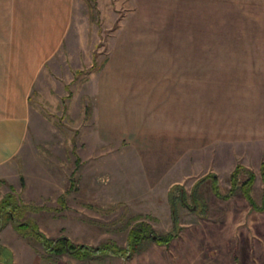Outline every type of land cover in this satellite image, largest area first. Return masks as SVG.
Segmentation results:
<instances>
[{
  "label": "rangeland",
  "instance_id": "obj_1",
  "mask_svg": "<svg viewBox=\"0 0 264 264\" xmlns=\"http://www.w3.org/2000/svg\"><path fill=\"white\" fill-rule=\"evenodd\" d=\"M82 3L81 21L88 19L90 46L96 43L92 66L69 71L61 64L41 76L27 145L17 162L31 176L28 181L45 175L60 191L69 188L68 208L29 217L48 237L94 247L106 242L126 247L130 231L141 223L166 235L191 230L200 218L208 222L209 202L221 199L212 188L229 193L237 166L247 169L223 143L224 118L243 99L238 85L246 82L233 78L235 51L263 55L264 49L247 47L264 40L262 5L248 0ZM101 89L109 94L104 109ZM259 185L252 186L251 195L261 204ZM9 188L0 181V198ZM55 197L51 193L40 204L59 209ZM1 244L29 249L41 264H96L51 256L11 226L0 233Z\"/></svg>",
  "mask_w": 264,
  "mask_h": 264
},
{
  "label": "crops",
  "instance_id": "obj_2",
  "mask_svg": "<svg viewBox=\"0 0 264 264\" xmlns=\"http://www.w3.org/2000/svg\"><path fill=\"white\" fill-rule=\"evenodd\" d=\"M211 1L215 5L216 0ZM248 1L262 5L264 14V0ZM83 3L0 0V181L10 185L0 201L14 190L24 202L37 206H45L40 203L51 193L56 194L58 207L61 196L66 195L68 202L69 188L60 191L58 184L45 175L28 181L31 176L22 173L17 162L27 145L32 97L41 76L61 64L69 71L71 66L75 70L92 66L91 47L96 43L90 46L88 19L81 21ZM247 43V47L257 52L264 49V40H256L254 45ZM240 45L241 41H237V46ZM261 51L263 55L255 57L241 55L244 53L241 51L232 56L233 73L237 74L233 78L246 80L242 87L238 85L239 94L246 99L239 98L241 102L232 107L230 114L225 113L223 131V143L231 147L232 158L242 161L256 175L254 188L260 184L262 191L261 204L254 199L258 207L264 205V182L261 173V177L257 173L264 162V51ZM100 91L102 97L98 98L104 109L110 106L109 94L106 89ZM48 183L53 185L51 189L46 187ZM208 207V222L200 218L199 223L182 231L170 245L146 240L131 259L108 256L95 259L96 264H264V210H255L243 194H235L228 200H212ZM4 247L13 254L12 264L37 263L29 249Z\"/></svg>",
  "mask_w": 264,
  "mask_h": 264
},
{
  "label": "trees",
  "instance_id": "obj_3",
  "mask_svg": "<svg viewBox=\"0 0 264 264\" xmlns=\"http://www.w3.org/2000/svg\"><path fill=\"white\" fill-rule=\"evenodd\" d=\"M260 172L264 182V162L261 164ZM242 175L246 177L243 182L241 181ZM255 179V173L248 171L244 167L237 166L231 175V189L229 193L222 194L219 186H214L212 189L216 196L223 200H228L232 198L235 195L236 190L240 188L246 199L255 210H264V207H258L256 205L251 195ZM71 189H75V184L72 181ZM176 189H180V187L175 188V190ZM70 190L69 192H72ZM173 194L174 191L170 193V203L172 207H175L176 199ZM183 200L184 199L182 197L180 201L183 202ZM58 204L60 207L59 209L37 206L33 203H26L15 193L14 190H12L0 201V232L8 226H12L13 229L24 239L37 242L51 256L61 257L67 255L78 261L95 260L108 256L131 259L138 251L143 241L151 240L159 245L168 246L179 236L180 233V230H178L177 232L175 231L166 235H158L149 225L141 223V225L137 228L130 231L126 247H121L115 242H106L97 247L78 245L74 244L67 237H48L41 231L37 221L34 218L29 217V214H39L45 211H64L68 208L66 195L61 196L58 199ZM173 218L174 223H176L177 215L175 210H173ZM54 260L56 261V259ZM12 262V252L8 248L0 245V264H12Z\"/></svg>",
  "mask_w": 264,
  "mask_h": 264
}]
</instances>
